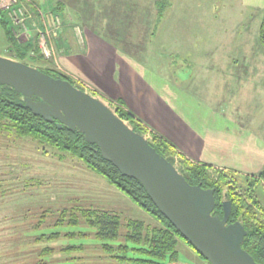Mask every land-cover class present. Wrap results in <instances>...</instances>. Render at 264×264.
<instances>
[{"label": "crops", "instance_id": "crops-1", "mask_svg": "<svg viewBox=\"0 0 264 264\" xmlns=\"http://www.w3.org/2000/svg\"><path fill=\"white\" fill-rule=\"evenodd\" d=\"M83 1L60 0L59 11L48 10L51 4L43 6L37 1L44 11L62 19V29L54 39L58 57L44 59L34 34L29 42L35 47L29 55L34 52L42 62H56L57 70L76 85L120 103L152 136L169 143L190 163L208 167L210 173L257 177L264 204V177L260 178L264 175V75H237L233 68L234 75H178L171 57L166 62L168 54L162 48L161 57L147 48L148 40L157 39L172 2L155 30V25L148 29L147 19L135 25L124 8H119L125 6L122 0ZM129 1L134 7L141 5L140 0ZM141 16L147 18L146 13ZM107 36L111 42L118 41L122 51L133 48L135 56L115 51ZM183 246L187 261L179 258L177 264H195L188 256L198 255Z\"/></svg>", "mask_w": 264, "mask_h": 264}, {"label": "rangeland", "instance_id": "rangeland-1", "mask_svg": "<svg viewBox=\"0 0 264 264\" xmlns=\"http://www.w3.org/2000/svg\"><path fill=\"white\" fill-rule=\"evenodd\" d=\"M58 1L60 0H38L43 6L45 3L51 4L49 8L45 7L48 10L55 8ZM124 1L122 0L125 6L120 5L119 8H124L123 11H126L129 19L133 18L135 25H142L146 19L148 29L155 25L157 8L154 4L158 0H140L139 7H134L129 0ZM171 2V10L162 23V28L158 30L157 39H151L149 33L151 40H148L147 48L157 51L158 57H161L159 51L162 48L163 52L168 54L166 62L171 57L170 60L175 63L178 75H234L232 68L236 70L237 75H264V50L259 42L260 26L264 17V0H171ZM145 13L147 18L139 17ZM1 19L8 22L10 30L13 23L5 12L0 15V55L10 57L12 52L6 41ZM95 20L97 21L96 18ZM114 23H118V19H114ZM128 25L133 26L132 22ZM113 27L117 31L115 28L117 25L113 24ZM105 33L106 31L103 34ZM112 33L110 30L107 31L108 35ZM121 37L125 38L124 31L121 32ZM110 40L108 37L110 44L117 48L115 51L123 52L126 56H135L132 53L133 44L130 45L132 49L128 46L122 51L123 47L118 41L112 40V43ZM153 58L156 59V56L153 55ZM221 61L228 63L226 65ZM32 64L42 69L49 67L57 69L56 62L52 65L51 62ZM175 159L178 161L180 158L176 156ZM73 207L103 209L117 212L123 220L152 222L144 211L105 177L92 172L71 155H62L52 150L45 154L30 139L0 137V264H32L40 257L33 253L47 246L65 247L68 244L79 245L83 242L95 246L97 242L93 240L68 242L62 239L58 243L24 242L25 245L19 241L32 238L28 235H39L37 232H29V226L35 227L39 221L40 223L50 221L48 212L42 219L40 214L36 216L37 213L44 210L56 213ZM41 230L43 233L49 232V228L44 224L38 231ZM73 230L80 231L78 228ZM183 245L185 244L181 242L178 248L179 258L187 261V258H184ZM94 252L72 253V257L84 255L81 257L84 264H94L93 258L101 253L99 250ZM22 253L31 255L24 257ZM188 257L195 264H207L199 256ZM67 258L68 254L59 253L54 256L52 262L66 264L61 261Z\"/></svg>", "mask_w": 264, "mask_h": 264}, {"label": "trees", "instance_id": "trees-1", "mask_svg": "<svg viewBox=\"0 0 264 264\" xmlns=\"http://www.w3.org/2000/svg\"><path fill=\"white\" fill-rule=\"evenodd\" d=\"M170 5L171 0L156 2L155 30ZM52 9L59 11V4L57 3ZM2 14L4 12L0 10V15ZM1 23L12 52L10 58L30 65H33L34 62H42L37 56L31 58L28 56L35 47L33 41L24 44L18 43L14 35V26L10 30L7 21L1 19ZM259 42L264 50V17L260 26ZM39 69L54 78L64 79L76 85L70 77L53 67ZM118 105V116L129 121L135 132L145 134L147 129L125 111L120 103ZM0 137H14L18 140L30 139L45 154H48V150H52L62 155H71L84 163L92 172L105 177L110 184L127 196L152 220L149 223L137 219L123 220L117 212L103 209L73 207L62 209L56 213L47 210L41 211L36 216L40 214L42 219L48 212L50 221L47 223L39 221V225L29 226V232H37L39 235H28L32 238L19 240L21 243L40 244L48 241L58 243L62 239H66L68 242L93 240L97 244L91 246L83 242L79 245L68 244L65 247L47 246L33 253L40 257L32 264H55L52 259L59 253L68 254V258L61 263L76 264L81 262L84 264V259L81 258L84 255L72 257V253L88 254L95 253V250H99L101 253L93 258L94 264H177L180 257L178 248L181 242L191 248L202 261L209 264L155 206L145 187L139 181L122 175L112 163L102 157L97 146L85 141L82 133L72 132L66 126L59 127L58 121L47 122L43 117L34 115L26 107L21 95L3 86H0ZM151 145L161 156L166 157L178 167L189 184L215 190L216 214L223 217V202H231L232 212L229 222H242L248 232L242 246L243 249L250 253L257 263L264 264V204L260 200L259 194L261 181L257 177L242 179L226 172L210 173L208 167L190 163L177 154L169 143L156 135L152 136ZM176 156L180 158L178 161L175 159ZM263 177L264 175L260 178L263 179ZM43 221L45 220L43 219ZM43 224L49 228L48 233H43V230L38 231ZM73 228H78L80 231L75 232ZM27 255L31 254L24 253L22 256L26 257Z\"/></svg>", "mask_w": 264, "mask_h": 264}, {"label": "water", "instance_id": "water-1", "mask_svg": "<svg viewBox=\"0 0 264 264\" xmlns=\"http://www.w3.org/2000/svg\"><path fill=\"white\" fill-rule=\"evenodd\" d=\"M0 86L23 97L26 107L47 122L80 132L122 175L139 181L161 213L209 264H259L243 249L247 230L215 213V190L191 185L178 167L161 156L145 134L137 133L104 101L78 85L54 78L35 65L0 55Z\"/></svg>", "mask_w": 264, "mask_h": 264}, {"label": "built area", "instance_id": "built-area-1", "mask_svg": "<svg viewBox=\"0 0 264 264\" xmlns=\"http://www.w3.org/2000/svg\"><path fill=\"white\" fill-rule=\"evenodd\" d=\"M38 0H0V10L5 12L16 28L14 31L15 39L18 43L24 44L31 40L34 34L37 36V43L41 55L46 60L56 59L54 39L59 36L62 29V19L52 11H44L37 3ZM32 52L29 58L35 57ZM85 90L89 91L87 87ZM101 99L115 113L118 111V103ZM126 121V120H125ZM129 122V121H127ZM146 137L152 140V134L147 131Z\"/></svg>", "mask_w": 264, "mask_h": 264}]
</instances>
